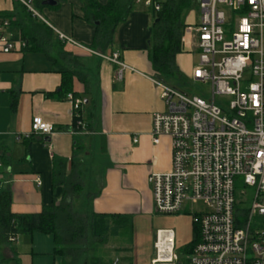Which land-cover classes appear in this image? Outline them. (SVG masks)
Here are the masks:
<instances>
[{
    "label": "crops",
    "instance_id": "crops-1",
    "mask_svg": "<svg viewBox=\"0 0 264 264\" xmlns=\"http://www.w3.org/2000/svg\"><path fill=\"white\" fill-rule=\"evenodd\" d=\"M84 2L64 0L59 1V8L37 10L53 30V48L69 53L72 60L60 64L51 50L53 58L42 51H25L20 36L12 39L18 43L16 49L0 51V207L3 194L8 193L13 213H39L54 198L60 202L63 186L55 187L53 180L54 169L63 163L66 177L81 184L80 192H71L75 214L133 217L153 205L148 175L171 169L170 139L164 137L155 145L151 137L153 114L166 108L149 58L154 23L151 10L136 7L116 28L112 46L100 49L93 45L95 25L83 16ZM13 9L14 0H0V13ZM15 27L11 25L7 33L12 35ZM58 33L77 44L60 40ZM183 41L184 52L191 51L190 33ZM113 51L131 67L124 70L122 80L116 78L118 66L102 57ZM184 52L176 58L182 71ZM59 65L86 77V84L74 77L72 89L83 100L88 131L72 129L74 107L62 91ZM36 115L52 124L54 132L17 141V135L31 132ZM37 176L41 185L35 181ZM118 248L122 249H113L120 262L126 251L118 252ZM9 251L11 257L6 259H14V251ZM103 260L113 263L106 257Z\"/></svg>",
    "mask_w": 264,
    "mask_h": 264
},
{
    "label": "built area",
    "instance_id": "built-area-1",
    "mask_svg": "<svg viewBox=\"0 0 264 264\" xmlns=\"http://www.w3.org/2000/svg\"><path fill=\"white\" fill-rule=\"evenodd\" d=\"M19 1L40 17L34 0ZM196 2L199 20L185 23L198 57L190 78L210 88L192 95L154 79L166 108L153 114L151 137L155 145L170 139L171 169L150 173L148 183L157 213H189L190 206L201 207L189 213L199 241L181 259L173 230H158L151 264H264V0ZM135 3L160 10L154 0ZM9 27V20L0 17L4 53L18 44L9 37ZM58 36L77 44L63 33ZM102 57L118 66V80L131 68L119 52ZM67 98L74 109L84 105L72 93ZM79 124L86 131L85 121ZM53 132V125L36 115L31 132L16 140ZM35 181L42 183L39 176ZM18 236L10 237V243Z\"/></svg>",
    "mask_w": 264,
    "mask_h": 264
},
{
    "label": "trees",
    "instance_id": "trees-1",
    "mask_svg": "<svg viewBox=\"0 0 264 264\" xmlns=\"http://www.w3.org/2000/svg\"><path fill=\"white\" fill-rule=\"evenodd\" d=\"M43 0H34L33 3L42 5ZM56 6L52 7H58ZM160 4V10L154 8L151 12L154 16L152 38L149 45V58L155 76L163 81L165 76L179 74V66L176 58L184 52V35L186 24L183 21L185 13L196 7V0H154ZM48 7V6H47ZM50 7V6H49ZM36 9V8H35ZM136 9L135 0H108L106 4H100L98 0H85V19L95 25L93 45L100 49H107L113 44L116 28L127 20ZM37 10V9H36ZM20 16L19 14H23ZM0 17L8 19L10 26H16L20 33L21 42L25 51H42L49 58H53L50 49L53 47V30L42 19L34 15L21 1L14 0V9L0 13ZM98 22V24H96ZM59 44L63 42L59 41ZM67 55L69 53H66ZM57 71L62 75V91L65 94L72 93L74 98L81 96L72 89L73 78L77 77L83 83H87L85 75L65 66L59 65ZM67 96V95H66ZM83 104L73 111L74 131H81L79 122L83 121ZM88 131V128L85 129ZM61 164V165H60ZM54 186H63V194L60 202L54 198L51 204L44 205L39 213L18 214L10 208V196L3 194L0 207V249L9 244L10 237L35 232L52 235L54 241V254L64 256L70 254L75 259L81 254V248L87 244L89 233L93 242L104 244L109 237H117L121 233L132 231V217L124 214L92 213L90 217L75 214L71 208V192L81 190V184L71 182L66 177L65 165L59 163V169H54ZM192 240L186 248L190 253L193 246L199 241L198 227L193 224ZM118 252L128 251L127 248L116 249ZM4 260H8L3 258ZM130 260L129 257L119 258ZM187 264V261H183ZM62 264H66L63 260ZM91 264L105 263L102 257H93Z\"/></svg>",
    "mask_w": 264,
    "mask_h": 264
},
{
    "label": "rangeland",
    "instance_id": "rangeland-1",
    "mask_svg": "<svg viewBox=\"0 0 264 264\" xmlns=\"http://www.w3.org/2000/svg\"><path fill=\"white\" fill-rule=\"evenodd\" d=\"M101 2L105 3L108 2V0H101ZM33 6L42 13L44 8L42 9L41 6L39 7V4L34 3ZM136 7L143 6L136 4ZM45 9L53 10V8L49 6H46ZM20 16H24V12L22 15L19 14V17ZM83 16L85 17V15ZM198 20L199 14L197 7L190 9V11L186 12L183 17L185 23H193ZM11 33L12 35H9L11 39H18L20 36L17 27L13 28ZM50 50L54 55L53 57L60 64L63 63V60H72V57L69 54L67 55L66 52H58L53 47H51ZM184 54L185 58L182 63L184 71L179 68V74L165 76V82L192 95H201V93L205 91L208 92L210 86L193 82L190 78L189 72H192L195 65H197L198 57L196 52L191 50L184 52ZM77 192H80V190ZM189 209L190 212H195L201 209V207L196 205L195 207L190 206ZM189 213L171 215L160 214L155 211L154 206L152 205L148 210L133 215L132 231L130 234L123 232L117 237L107 238L106 243L104 244L95 243L93 240H89L87 244L82 246L81 254L77 259L70 254H66L63 257L58 255L55 257L52 254L55 246L52 235L41 234L38 232H35L32 235H19L17 241L7 244V246H2L0 249V264H62L63 260L66 264H91L93 257H102L103 259L106 257V259L109 258L114 262L117 256L113 248L116 246L127 248L128 251H126L123 256L130 258L127 262L121 260L118 264H151V260L155 258L154 242L158 229L173 230L175 235V250L181 259H183L187 254L186 248L192 240L194 230L192 215ZM9 249L14 251L15 258L4 260L3 258L9 259L11 257Z\"/></svg>",
    "mask_w": 264,
    "mask_h": 264
},
{
    "label": "water",
    "instance_id": "water-1",
    "mask_svg": "<svg viewBox=\"0 0 264 264\" xmlns=\"http://www.w3.org/2000/svg\"><path fill=\"white\" fill-rule=\"evenodd\" d=\"M58 4V0H43L42 5L44 6H56ZM98 24V22H96ZM119 260L116 259L112 264H118Z\"/></svg>",
    "mask_w": 264,
    "mask_h": 264
}]
</instances>
